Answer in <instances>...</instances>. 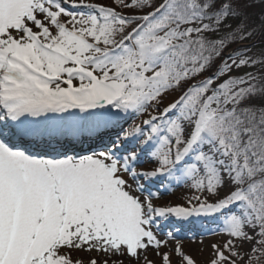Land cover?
I'll use <instances>...</instances> for the list:
<instances>
[{
	"label": "snow or ice",
	"instance_id": "6c2138e0",
	"mask_svg": "<svg viewBox=\"0 0 264 264\" xmlns=\"http://www.w3.org/2000/svg\"><path fill=\"white\" fill-rule=\"evenodd\" d=\"M262 37L264 0H0V264H197L192 223L264 264Z\"/></svg>",
	"mask_w": 264,
	"mask_h": 264
},
{
	"label": "rangeland",
	"instance_id": "374dc122",
	"mask_svg": "<svg viewBox=\"0 0 264 264\" xmlns=\"http://www.w3.org/2000/svg\"><path fill=\"white\" fill-rule=\"evenodd\" d=\"M92 3H107V0H89ZM260 46L253 49V51H258ZM166 200L173 202H181V190L177 189L174 193L168 194L164 197ZM214 225H202L199 223L186 224L182 227L180 235L185 237V249L189 251L197 260V264H206L210 256V245L213 243L223 242L225 237L220 235H203L201 233L205 228H211ZM191 234L196 236L195 242L187 239L186 237ZM201 239L203 244H201Z\"/></svg>",
	"mask_w": 264,
	"mask_h": 264
},
{
	"label": "trees",
	"instance_id": "16d2710c",
	"mask_svg": "<svg viewBox=\"0 0 264 264\" xmlns=\"http://www.w3.org/2000/svg\"><path fill=\"white\" fill-rule=\"evenodd\" d=\"M260 46V47H264V37L260 38V40L258 41L257 43V47Z\"/></svg>",
	"mask_w": 264,
	"mask_h": 264
}]
</instances>
